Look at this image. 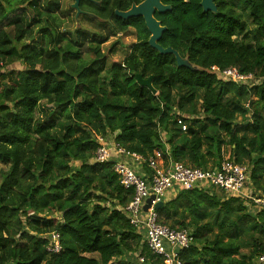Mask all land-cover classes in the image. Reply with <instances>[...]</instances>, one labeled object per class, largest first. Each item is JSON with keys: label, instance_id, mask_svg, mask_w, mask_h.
Here are the masks:
<instances>
[{"label": "trees", "instance_id": "16d2710c", "mask_svg": "<svg viewBox=\"0 0 264 264\" xmlns=\"http://www.w3.org/2000/svg\"><path fill=\"white\" fill-rule=\"evenodd\" d=\"M58 7L0 0V264H162L122 212L132 190L119 184L113 161L91 162L96 136L204 171L219 168L228 147V160L247 170L246 192L264 196V0L222 19L197 2L173 8L159 44L195 70L150 48L140 19L129 20L137 43L107 66L113 48L105 53L91 41L83 52L85 31L65 37L68 10L62 20ZM113 20L118 30L129 25ZM211 67L258 83L223 81ZM135 74L152 77L154 95ZM253 206L207 186L171 192L156 214L191 238L183 264H254L264 249V210ZM53 233L58 253L46 249Z\"/></svg>", "mask_w": 264, "mask_h": 264}, {"label": "built area", "instance_id": "2783aa9c", "mask_svg": "<svg viewBox=\"0 0 264 264\" xmlns=\"http://www.w3.org/2000/svg\"><path fill=\"white\" fill-rule=\"evenodd\" d=\"M221 79L227 82L243 83L251 75H242L234 68L219 70L211 67ZM98 146L91 159L92 163L104 164L113 161V172L118 177L119 184L125 190H132L129 203L122 209L129 224L138 232L144 233L148 250L162 260V264H183L180 251L188 249L191 238L186 231L171 230L158 222L154 205L163 202L167 193L179 190L189 191L196 187H214L227 195L240 197L254 204V208L264 210V196L254 197L246 192L248 174L245 167L236 165L225 159L219 168L201 170L185 166L182 163L165 161L159 151L144 159L143 157L127 152L113 138L95 137ZM143 167L149 168L150 176L142 172ZM141 170V171H140ZM176 189V190H175ZM153 196L147 212L142 210L145 200ZM47 251L58 253L61 251L59 235L53 233L48 239ZM139 262L143 258L137 257ZM254 264H264V249L255 259Z\"/></svg>", "mask_w": 264, "mask_h": 264}, {"label": "flooded vegetation", "instance_id": "af4514ba", "mask_svg": "<svg viewBox=\"0 0 264 264\" xmlns=\"http://www.w3.org/2000/svg\"><path fill=\"white\" fill-rule=\"evenodd\" d=\"M64 1H66V0H58L59 6H60V7H58L59 8L58 14L61 15V13H62L61 10L63 11L64 9H65V12H67V10H68V16H70L71 13L74 12L73 19H75L76 29L79 28V22H81V21H89V23L90 22H93V23L102 22L103 25L104 24L113 25V23H114L113 19H115V18H118L121 21L126 22V23H124L125 25L129 24V22H130L129 20L140 19L144 25V21H143L142 16L132 17V18H129L128 20H123L122 18H120L116 15V12H120V13L127 12L132 8V6H138L146 0H79V4H78L79 11L71 8V5L73 4L72 0H70L71 4L68 5L67 9L64 8V6H62L63 5L62 3ZM196 2L199 5L201 0H159V3L162 6L169 7V10H167L164 13H159L155 9L153 14H152L153 19L159 23V26L166 28V30L164 32H162L160 39L157 41L158 44H159V41L161 40V38L164 36V33L167 31V26L164 23L166 22V20L173 18L172 16H170V12L173 11V8H175V6L177 4H182L184 7L186 4H191V3H196ZM211 2L215 7L216 12H207V13H205V15L211 14L213 16H218L219 19H222L223 16H226L228 18L229 16H236L237 17V14H241L242 13V5L244 3H246L247 0H211ZM199 7H200V5H199ZM200 10L203 13L201 7H200ZM107 14H108L107 20L103 21L102 18L100 17V15L105 16ZM61 17H63V16L61 15ZM127 29L133 30L135 35H136V29L134 26H130V24H129V25H127ZM146 31H147V29H146ZM147 34H148V37H147V40H148L149 36H150L148 31H147ZM136 37H137V35H136ZM136 43H137V38L133 44H136ZM162 48H164V47H162Z\"/></svg>", "mask_w": 264, "mask_h": 264}, {"label": "rangeland", "instance_id": "374dc122", "mask_svg": "<svg viewBox=\"0 0 264 264\" xmlns=\"http://www.w3.org/2000/svg\"><path fill=\"white\" fill-rule=\"evenodd\" d=\"M39 4L41 6L42 3L40 2ZM62 4H63L62 6L67 8L68 5L71 4V1L66 0ZM58 12H59V8L56 10L55 14L58 15V17L63 20V18L61 17V15L58 14ZM73 17H74V12L71 13V15L69 16V21L61 25L62 28H60V30L64 32V34L67 33L65 29L69 30V32L71 34H74V36H71V34H66L65 37H67L68 39H72L74 41H75V31L78 29L84 30L85 33H81L77 41V44L82 45L83 52L87 51L85 49V46L90 44L91 41L92 42L95 41L96 43H98L102 52L105 53L110 47H112L114 53L108 56L107 66L114 62L117 63L118 61L122 60L125 53L128 51V48L130 49L131 45L136 41V36L133 30L127 28L118 30L114 28L113 25H109V24H104V25L102 24L98 26L96 23L93 22L89 23V21H81L79 22V28L76 29V25H75L76 23ZM15 68L21 69L22 66H19L17 64ZM221 80L226 82L228 81V79L226 78L225 79L223 78ZM257 83L258 80L254 79L253 77L243 81V84H247V86L256 85ZM229 153H230L229 148L225 147L224 159H228ZM55 217H59V215H55ZM92 256L97 258L96 255H92ZM120 260L121 259H114L110 264H119Z\"/></svg>", "mask_w": 264, "mask_h": 264}, {"label": "water", "instance_id": "95a60500", "mask_svg": "<svg viewBox=\"0 0 264 264\" xmlns=\"http://www.w3.org/2000/svg\"><path fill=\"white\" fill-rule=\"evenodd\" d=\"M72 1L73 4L71 5V8L79 11L78 9L79 0H72ZM199 5L202 8L204 14L207 12H216V9L212 4L211 0H201ZM155 9L159 13H164L167 10H169V7L162 6L159 3V0H146L138 6H132V8L127 12L124 13L116 12V15L122 18L123 20H128L129 18L132 17L142 16L144 21V26L150 34L149 39L147 40V44L149 45V47L157 51L160 55H167V54L173 55L177 67H184L190 70H195V68L186 59L181 58L178 52L175 51L173 48L171 47L162 48L157 43V41L161 37L162 32H164L166 28L160 27L159 23L153 19L152 14ZM134 77L139 86L147 88L152 92L153 95L155 94V90L152 88L151 85L152 77L143 79L142 76L139 74H135ZM153 200H154L153 196H150L145 200V204L142 207V210L144 212H147ZM162 205L163 202L156 203L154 205V210L157 211Z\"/></svg>", "mask_w": 264, "mask_h": 264}, {"label": "crops", "instance_id": "0c3cea01", "mask_svg": "<svg viewBox=\"0 0 264 264\" xmlns=\"http://www.w3.org/2000/svg\"><path fill=\"white\" fill-rule=\"evenodd\" d=\"M142 170V169H141ZM140 170V171H141ZM142 172H143V170H142ZM144 173V172H143ZM145 174V173H144ZM172 192V191H171ZM171 192L169 191L168 193H167V196H170L171 195ZM52 235V234H51Z\"/></svg>", "mask_w": 264, "mask_h": 264}]
</instances>
